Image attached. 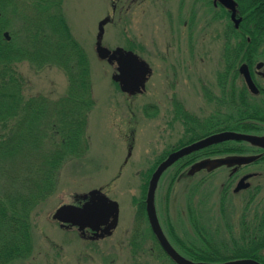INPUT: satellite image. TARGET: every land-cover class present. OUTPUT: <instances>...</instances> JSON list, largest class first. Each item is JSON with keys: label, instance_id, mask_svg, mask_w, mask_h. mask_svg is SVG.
I'll use <instances>...</instances> for the list:
<instances>
[{"label": "rangeland", "instance_id": "374dc122", "mask_svg": "<svg viewBox=\"0 0 264 264\" xmlns=\"http://www.w3.org/2000/svg\"><path fill=\"white\" fill-rule=\"evenodd\" d=\"M172 1L168 0L167 5L173 4ZM156 4L160 5V10L147 0L144 3L139 1L136 4L139 6L134 11L127 12V6L121 0L116 2L120 9L113 12L112 0H63L66 22L89 61L95 104L88 114L85 128L87 146L79 155L67 151L58 167H49L53 188L44 193L43 200L36 204L32 212L29 251L25 257L7 264H175L158 246L147 217L141 216V225L135 223L137 202H144L146 190L144 193L143 189L146 180L148 183V174L153 172L159 159L179 147V142L186 134V119L184 114L177 112V106L187 114V126H196L199 123L197 120H204L214 112L212 102L205 97V91L216 87V72L221 68V49L219 51V45L215 43L212 45V54H208V47L202 52L200 44L198 62L192 68L182 70L176 56L179 48L176 39L179 36L175 29L166 30L162 0H158ZM6 15L9 18L4 15L0 18L2 24H7L4 31L19 46L22 44L20 41L25 40V34L20 31V18L11 10ZM108 17L109 20L102 22ZM100 31L102 44L110 48L132 47L140 57L148 61L152 74L142 94L128 95L113 80L114 66L100 59L95 51ZM211 32L209 37H205L216 42L218 31L215 32L214 29ZM187 57L179 59V62L184 63ZM12 67L23 77L22 105L16 108L17 116L12 117L8 125L3 128L0 124L3 132H9V127L17 123L23 113V104L29 98L34 100L39 98L36 96H43L49 101L57 100L67 91L68 85L64 68L57 65L44 62V65L36 66L24 59L13 63ZM50 117L49 114L48 120L52 121ZM44 118L37 115L33 121L40 119L44 122ZM46 123L48 124L47 120ZM35 124L36 121L33 122ZM47 124L41 153L56 148L60 142L59 136L54 135ZM25 137L33 138V130ZM25 137L22 136L21 139ZM5 139L7 137H1V140ZM37 151L38 149H29L26 155L32 159ZM22 157L21 155V159ZM11 159L13 163L9 164L8 157L0 154V193L12 189L24 192L32 175L39 179L47 172V167L44 168L38 160L35 161L36 168H32L30 164L23 167L20 159ZM251 171L260 173L257 177L250 178L249 182L252 186L260 185L259 205L264 204V161H261L242 167L232 177L231 192L226 200L231 230L227 224L218 220L219 190L229 177L227 167H220L213 172L205 181L206 189L201 186L198 195L196 193L193 197L200 201L194 207L195 210L199 211L200 204L204 206L202 220L207 222L206 227L215 236L217 243L229 242L230 231L237 236L244 192L234 193L232 188L244 173ZM170 173L164 175L158 183L155 204L162 229L178 250L175 239L169 235V226L171 224L183 240L198 241L190 225L186 197L191 186L206 172H197L189 177L186 168L172 187L169 185ZM93 190L101 191L119 204L118 223L110 236L85 239L76 228L64 229L52 219V213L59 205L75 204L78 198L82 199L83 194ZM166 219L169 220L168 223ZM135 232L138 233L136 243L140 248L132 255L130 237Z\"/></svg>", "mask_w": 264, "mask_h": 264}, {"label": "trees", "instance_id": "16d2710c", "mask_svg": "<svg viewBox=\"0 0 264 264\" xmlns=\"http://www.w3.org/2000/svg\"><path fill=\"white\" fill-rule=\"evenodd\" d=\"M62 2L63 0H0V18L3 15L9 18L6 14L8 10H11L18 19L20 18V31L25 34L24 42L20 41L22 44L15 45L3 35L7 24H2L0 21L1 126L4 128L5 125H8L10 119L17 116V109L22 105L23 77L12 67L13 63L27 59L36 66H42L44 62L57 65L64 68L68 78L67 91L60 98L54 101H49L43 96H36L39 98L34 100L29 98L23 104V113L20 119L15 125H9L10 131L0 130V154L2 157H8L9 164L13 163L12 159L10 160L12 157L20 159L23 167L30 164L32 168L33 166L36 168V160L42 163L44 168L47 167V172L42 178L38 179L32 175L24 187L26 191L19 193L17 190L21 191V189H12L8 190L9 192L6 190L0 193V264L11 263L25 257L28 253L32 237V212L36 204L43 200L44 193L53 188L52 172L49 167L52 169L54 166L58 167L67 151L79 155L86 150L87 146L85 128L88 114L95 104L89 76V61L83 47L71 33L63 13ZM183 112L186 114L185 111ZM49 114L52 121L48 120ZM37 115L45 117V121L35 120L36 124L33 125L35 122L33 118ZM186 121L188 122L187 119ZM205 122L198 123L196 126L186 125V134L179 142V147L220 130L259 132L264 128V108H247L240 112L238 118L230 116L229 121L224 120L223 116H219ZM46 124L49 125L54 135L59 136L60 142L56 148L41 153ZM32 130L33 138L25 137L30 135ZM21 135L25 139H21ZM1 137H7V139L1 140ZM29 149H38L32 159L26 155ZM254 149V146L245 141L226 140L216 143L179 159L163 173L161 179L171 172L169 185L172 187L174 181L183 174L184 170L201 158L228 153L251 152ZM261 161H264V156ZM212 173L206 172L202 175L187 192L186 201L190 225L193 227L198 241L195 239L193 241L183 240L179 237L180 235L176 234L171 224L169 235L175 239L179 246L178 250L193 260L220 261L231 258H254L264 262V204L259 205L260 185H253L241 191L244 194L241 200L237 236H234V233L230 231V241L225 242L226 245H224L221 244L222 242L217 243L215 236L211 235L206 227L207 222L202 220L203 213L201 212L204 206L200 204L199 211L195 210L196 204L200 201L193 197L196 193L198 195L201 186L206 189L205 181ZM150 174H148L149 177ZM232 177L229 176L220 187L218 209V220L227 224L230 230L231 223L227 216L226 200L231 192ZM146 185L147 180L144 183V193ZM137 204L135 223L138 222L137 224L141 225V216H146L145 205L143 201H139ZM168 221L166 219V223ZM137 234L135 232L130 237L132 255L136 254L140 248L136 243L138 241Z\"/></svg>", "mask_w": 264, "mask_h": 264}, {"label": "flooded vegetation", "instance_id": "af4514ba", "mask_svg": "<svg viewBox=\"0 0 264 264\" xmlns=\"http://www.w3.org/2000/svg\"><path fill=\"white\" fill-rule=\"evenodd\" d=\"M117 1L121 0H112L113 12L120 9V6L117 7L116 5ZM139 1L145 2V0H122V4L124 3L127 6V12H129L130 10L134 11L139 6H136ZM147 1L148 3L156 5L160 10V5L158 6L156 4L158 0ZM172 2L174 3L168 6V0H162V14L166 18V30L171 29L174 31L175 29V33L179 36L176 39L177 47H179L176 56L177 63L182 70H185L186 67L192 68L195 62H198L200 44H202V52L204 49L207 50L208 47V54L209 52L212 54V45L215 43L219 45L218 50L220 51L221 49V68L216 72V87L205 91V97L212 102L214 112L204 120H197L196 122L202 123L206 121L205 123H207L212 118L219 116H223L224 120L229 121L230 116L231 118H238L240 112L245 111L247 108L263 109L264 0H173ZM166 7L167 9L165 10L164 8ZM107 20H109V17ZM214 29L215 32L218 31V39H216V42L210 40V38H206L209 37V33ZM174 35L176 37V34ZM220 36L222 39H220ZM116 47L122 46H115L114 48ZM122 48L137 53L132 47ZM184 57H187L185 62H179V59ZM242 66L248 71L250 78L257 87L258 90L256 92L249 88L245 76L241 71ZM214 89L217 92L213 91ZM176 110L180 114H184L183 108L177 106ZM183 117L188 119L187 114H184ZM185 123L188 125L186 121ZM256 134H264V128L256 132ZM254 148L250 153L261 154V156L249 165L259 163L264 156V149L259 147ZM246 153L248 154V152L242 154ZM244 166L240 165L236 169L234 167H227L229 176L235 175ZM248 173L254 174L252 177H257L260 174L259 172L251 171L243 175ZM83 201L84 199L78 198L75 204L80 205ZM57 223L64 229H77L76 226L62 224L60 222ZM79 234L85 239L95 240L93 238V232L89 228H86L84 233L79 231ZM225 260L228 259L209 262H222ZM262 263L264 264L263 261Z\"/></svg>", "mask_w": 264, "mask_h": 264}, {"label": "water", "instance_id": "95a60500", "mask_svg": "<svg viewBox=\"0 0 264 264\" xmlns=\"http://www.w3.org/2000/svg\"><path fill=\"white\" fill-rule=\"evenodd\" d=\"M108 18L102 22L107 21ZM102 31L98 34L95 51L100 59L107 60L110 64L116 63V72L113 74V80L117 81L121 91L135 95L142 93L145 84L151 74L149 64L131 50H124L117 47L110 50L101 42ZM4 36L9 39L8 32ZM241 67L249 88L256 92L258 89L254 85L247 70ZM226 140L245 141L250 145L264 149V134L246 133L234 130H223L211 133L194 142L181 146L161 160L152 172L147 186L145 197V211L150 228L164 252L176 264H263L253 258H237L223 262H204L193 261L179 253L171 244L164 233L158 219L155 206V192L162 174L179 159L210 145L220 143ZM261 154H228L213 158H203L190 165L187 175H193L200 170L213 171L221 166L236 167L249 164L258 158ZM253 174L243 175L233 188V192L249 187L248 178ZM87 198L81 205L62 204L55 209L52 218L61 223L75 225L84 232L85 228H90L94 237H103L109 235L112 229L117 225L119 218V204L117 201L109 199L99 190L90 191L83 195Z\"/></svg>", "mask_w": 264, "mask_h": 264}]
</instances>
